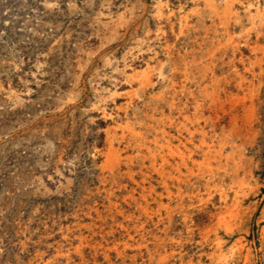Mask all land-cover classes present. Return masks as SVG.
Listing matches in <instances>:
<instances>
[{
    "label": "rangeland",
    "instance_id": "obj_1",
    "mask_svg": "<svg viewBox=\"0 0 264 264\" xmlns=\"http://www.w3.org/2000/svg\"><path fill=\"white\" fill-rule=\"evenodd\" d=\"M0 264H264V0H0Z\"/></svg>",
    "mask_w": 264,
    "mask_h": 264
},
{
    "label": "bare ground",
    "instance_id": "obj_2",
    "mask_svg": "<svg viewBox=\"0 0 264 264\" xmlns=\"http://www.w3.org/2000/svg\"><path fill=\"white\" fill-rule=\"evenodd\" d=\"M194 137V136H193ZM191 140V139H190ZM183 143V142H182ZM193 144V143H192ZM197 144V143H196ZM202 147V146H201ZM199 148V147H198ZM198 150H200V149H198ZM227 157V156H226ZM191 159V158H190ZM179 164V163H178ZM115 246V245H114Z\"/></svg>",
    "mask_w": 264,
    "mask_h": 264
}]
</instances>
